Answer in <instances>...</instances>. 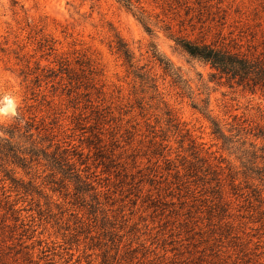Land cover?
Segmentation results:
<instances>
[{"label": "rangeland", "instance_id": "rangeland-1", "mask_svg": "<svg viewBox=\"0 0 264 264\" xmlns=\"http://www.w3.org/2000/svg\"><path fill=\"white\" fill-rule=\"evenodd\" d=\"M129 1L0 0V264H264V94L177 45L264 0Z\"/></svg>", "mask_w": 264, "mask_h": 264}, {"label": "trees", "instance_id": "trees-1", "mask_svg": "<svg viewBox=\"0 0 264 264\" xmlns=\"http://www.w3.org/2000/svg\"><path fill=\"white\" fill-rule=\"evenodd\" d=\"M124 1L130 8L131 2ZM177 45L191 58L210 66L213 72L212 81L225 82L231 87L237 86L252 93L264 94V52L258 53L252 50L243 52L237 45L231 46L219 42L196 43L186 39L178 40ZM119 52L129 57V52L124 48L119 49ZM13 157L23 163L21 165L24 168L27 166L26 158H19L18 153Z\"/></svg>", "mask_w": 264, "mask_h": 264}, {"label": "clouds", "instance_id": "clouds-1", "mask_svg": "<svg viewBox=\"0 0 264 264\" xmlns=\"http://www.w3.org/2000/svg\"><path fill=\"white\" fill-rule=\"evenodd\" d=\"M6 101H7V107H5L3 109V112L4 113H10L12 111V108H13V103L10 99H7V98H6Z\"/></svg>", "mask_w": 264, "mask_h": 264}]
</instances>
